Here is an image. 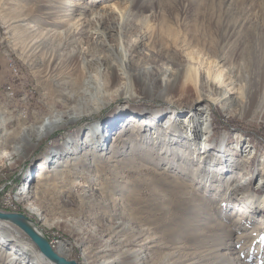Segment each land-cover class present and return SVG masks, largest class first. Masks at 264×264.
I'll list each match as a JSON object with an SVG mask.
<instances>
[{"label":"rangeland","instance_id":"obj_1","mask_svg":"<svg viewBox=\"0 0 264 264\" xmlns=\"http://www.w3.org/2000/svg\"><path fill=\"white\" fill-rule=\"evenodd\" d=\"M136 1L138 9L146 10L129 15L131 0H0V111L11 131L7 143L55 111L79 114L0 166V209L25 213L55 249L61 242L70 246L63 256L79 264L112 259L116 264H264V110L249 100L254 89L264 96V0ZM45 6L49 9L42 14ZM119 8L127 11L123 29L118 27ZM88 14L95 22L110 14L111 28L94 26L89 40L94 55L84 45L98 78L80 91L73 84L76 73L66 65L60 68L71 77L61 71L45 75L41 59L59 46L63 34L50 41L36 28L47 19L80 16L83 21ZM21 15L28 21L22 22ZM124 28L129 48L137 37L148 42L143 51L159 50L158 73L149 61L137 64L139 54L118 42L120 33L126 35ZM62 52L63 57L69 54ZM10 57L18 64V76L6 67ZM102 58L116 70L114 84H109ZM178 68H187L183 81L176 77ZM211 82L227 92L223 105L212 101ZM6 83L15 92L9 101L2 94ZM126 90L129 94H121ZM100 99L107 104L101 106ZM201 103L210 110L208 160L216 164L211 159L222 154L229 167L224 173L207 170L210 164L197 157L204 149L189 145L185 131L175 136L157 130L170 112L184 117ZM25 110L26 118L20 117ZM132 114L138 122H128L125 130ZM145 116H158V126L141 128ZM96 124L109 129L108 142L123 130L130 137L124 151L108 148L95 167L85 170L69 162L55 170L48 163L50 171L29 195L42 215L31 212L24 204L29 200L18 197L39 162L65 140L79 134L85 139ZM12 144L0 145V153L12 150ZM247 146L246 155L242 149ZM89 149L98 151L96 143H81L79 155ZM19 175L21 181L11 180ZM213 175L221 177L222 185ZM231 176L237 187L226 184Z\"/></svg>","mask_w":264,"mask_h":264},{"label":"bare ground","instance_id":"obj_2","mask_svg":"<svg viewBox=\"0 0 264 264\" xmlns=\"http://www.w3.org/2000/svg\"><path fill=\"white\" fill-rule=\"evenodd\" d=\"M49 1H50L49 4H52V3L57 2L58 0H49ZM131 3H132V9L130 10L131 13L129 15L137 14V12L146 10V8L144 10L138 9L139 5L137 4L136 0H131ZM48 6H45L42 8L41 10L42 14H47V10L49 9ZM59 6L61 5L59 4ZM148 7H152V6H148ZM119 12H120V17H121V23L120 21L118 22L119 23L118 27L120 26L119 29H123V25H125L128 22V17L125 18V13L127 11H124L119 8ZM21 16L19 17L21 18ZM25 17H27V15ZM25 17L23 18L22 16V18L21 19L19 18V19L21 21L27 20L28 18H25ZM88 17L85 16L83 21H81L80 16H71L66 21H63L62 17L58 18L57 19L58 21L57 20L54 21V20H50L46 18L47 20L44 21V24L42 26L37 25L38 26L37 28L36 26H30V28H33V27H35L36 29L40 28L41 32L44 30L43 34H45L47 36L46 39L50 41H52L54 37L56 38V36H58L59 34H63L62 35L63 37L61 38V42L59 43V46L57 48H54L50 52L46 53L45 57L41 59V62L45 64V69H46L45 75L47 77H50L51 74L56 73V71H61L60 73L63 74L61 76H67V75L70 76V72H72L73 74L76 73L75 78H73L75 80V81L73 80L74 81L73 84L75 83L74 87L80 88V91L82 87L84 88L91 87L92 84H95V82L93 83V80L96 81V78H98L97 73L93 75L90 70L91 65L89 66L88 64L89 63L88 56L86 54V50L83 49L84 45H87V49H88L87 52L91 53V55H94L95 54L94 50L89 44L90 36L92 34V30L94 26H96V24H100L101 27H103L105 31L107 30L110 31V28H111L109 27V23H108V21L112 18L110 14L109 16L106 15L105 17H101V19L96 22L94 20H91L90 18L91 14H88ZM74 20L75 21L78 20V21L75 22ZM79 21L81 22L79 23ZM52 23L54 24L56 23L57 27L55 28L52 27L51 26ZM28 24L29 23H26L23 25L28 26ZM30 28L28 30H30ZM124 31L126 35L122 36L120 33V38H118V42L119 43L124 42L127 44V42L130 41V39L127 36V31L125 30V28H124ZM101 32L103 34V31ZM81 44H83L82 47H81ZM129 44L130 43H128L126 46L128 47V50L131 53L135 52L139 54L140 63L138 61L133 60L134 63L138 62L137 64H141V63H144V62L146 63L149 61L153 65L154 71L156 73L160 71L158 67L159 65H161L160 63H158L160 60L159 50L155 51L149 48V52L143 51L144 46L145 48H148L147 46L148 42L146 43L142 41L141 38L138 39L137 37L135 39H132L131 48H129ZM65 50H67L69 54L65 53L66 54L65 57H63L62 53L64 52L62 51H65ZM109 61L107 59L102 60L103 64L105 65V70L107 68V73L105 75L107 74L109 75V78H108L109 84L110 83L114 84L115 83L114 75H115L116 70L110 65ZM118 61H120V63L123 62V59H121V55L119 54H118ZM6 63H7V66H14V72H16L19 75L18 64H16V62L13 61V57H10V59L6 60ZM61 65H66L67 69L70 72H67L65 74L63 68H60ZM176 70H177L176 77L178 78V81L180 80L183 81V76L187 68L185 69V71L184 69H180V68ZM129 80H130L129 83L131 82L132 84L131 78ZM106 83H108V81ZM218 88H220V83L218 86L212 84V82L210 84L209 83L207 84L208 92L211 95L213 94L216 95V96L215 95L212 96V101L214 103H219L223 105L224 101L228 99L227 92L222 89L219 90ZM84 90L86 91L87 89H84ZM119 90L120 89L118 87L115 91L118 92ZM128 92L129 91L126 90L122 92L121 94H124V93L129 94ZM249 94H250L249 100H251L252 105L256 107L262 105L260 108L264 110V96L262 95L260 89H254L250 91ZM200 97H201V94L199 95L198 100L201 99ZM70 98L71 99L74 98V95H70ZM99 98L100 97L98 96V99ZM99 101H100L101 106H104L107 104V101L104 102V101H101V99ZM78 116L79 114H76L75 112L63 113V112L55 111L53 114L42 118L40 121L33 123L32 125L26 126L22 130L20 135L18 136L15 135L16 137H14V140L12 141L13 144H12V143H7L6 141V135L10 133L11 131H8L7 129L8 121L4 123L5 120L3 119V112L0 111V119L2 121L1 128L3 130V133L0 134V145L3 144L7 146V145L12 144L11 146L12 150L4 149L0 153V160H1L0 166H2L5 162H8L11 159L13 160L14 153L16 154L19 153L21 149H24L25 145H30V144L35 145L37 142L35 139L40 140L44 138L45 136L51 135L53 132L57 130V128L64 127L70 121H74L76 118H78ZM136 116L137 115H133V114L128 116L129 120L127 121L126 124H123V126L125 127L124 128L125 130L128 129L127 127L128 122H138L137 121L138 118ZM24 118H26V116ZM155 118H158V116H155V117L145 116L141 118L140 127L141 128L144 127V129H147V130L152 129L151 126L157 125L159 123V122L154 121ZM161 125L162 126H159L157 130L163 129L165 131H170V132H173L175 136L176 135L180 136L176 134L177 132L179 133V132L185 131L186 133L185 139L189 141V145L191 146L199 145L198 147L199 149L200 148L204 149L203 151L197 152L196 148L195 147L193 148V150H195L194 153L197 152L198 160L201 161V163L203 159L208 162L207 164H210V167L207 169L208 171L218 170L219 172L224 173L226 170H228L229 168L228 164L223 162L222 154L217 156V158L213 157V159H211V161H215L216 164L211 165L210 161L208 160V158H211L210 154L206 152L207 151L206 148L209 144L210 136H211L210 135L211 120H210V110H209L208 104H202V103L199 104V106H197L195 109H193L188 114L184 115V117L178 116V115L176 116L174 115L173 112H170L169 117L166 119L165 123H162ZM98 128L99 130L95 131ZM108 131L109 129L107 127L105 128L102 124H96L90 127V129L86 133L87 136L85 139H82V137L80 136L81 134H79L77 137L76 136L71 137L65 140L59 146L53 148V152L48 154L47 157L44 158L42 161H40L39 164L37 165L35 176L30 175L28 177L30 178V181L29 183L28 181L26 182V187H24V189L20 192V196L18 198L22 201L29 200L28 202H25L24 204L26 203L29 204L28 208L31 210V212L36 211L40 213L38 206L34 202L31 201V199L29 198V195H30V191H33V192L35 191L38 182L44 179L47 173L50 171L48 169L51 168L52 165L50 166V164L48 163H53V166H54L53 169L55 168V170H57L56 167L64 166L68 162L70 164L75 165L77 169L79 167L80 170L82 169L85 170L88 168L95 167L97 163L100 162L101 158L106 154V150L108 148L114 151H117L119 150V148H122L124 151V148L128 144L127 140L130 139V137H127L126 134L123 135V130H122L120 134L117 133L114 135L111 142H108V139H107ZM143 137L146 138V135H144ZM85 142L96 143V148L98 151L94 152V150L89 149L87 153L83 154V157L82 155H79L80 154L79 147H81V143H85ZM200 144H201V147H200ZM247 148L248 146L243 147L242 149L246 155L249 154V151H250ZM70 153L72 154L69 156L68 154ZM90 156L92 157L91 159H90ZM109 159L111 158L109 157ZM225 161H227V159H225ZM211 177L215 181H220L219 184L222 185L221 177L218 178V177H215L214 175ZM242 179H246V178L243 177ZM234 180H235V176H231V178L229 177L226 179V184L229 187L231 186L237 187L236 186L237 183H235ZM261 182H262V178L259 184ZM40 215H42V212L40 213ZM117 228L122 229V226L118 224ZM69 251H71V247L68 246L66 243L61 242L59 244L57 252L60 255L62 256L66 255ZM4 262L5 264H56L53 261L49 260L47 257H45L41 253L38 246L29 238V236L26 234V232L22 228H20L19 226L11 222L0 220V264H3ZM115 262H117V259L108 260V264H116Z\"/></svg>","mask_w":264,"mask_h":264},{"label":"water","instance_id":"obj_3","mask_svg":"<svg viewBox=\"0 0 264 264\" xmlns=\"http://www.w3.org/2000/svg\"><path fill=\"white\" fill-rule=\"evenodd\" d=\"M0 220L11 222L22 228L29 238L38 246L41 253L54 263L79 264L76 259H68L60 255L36 222L25 213L0 209Z\"/></svg>","mask_w":264,"mask_h":264},{"label":"built area","instance_id":"obj_4","mask_svg":"<svg viewBox=\"0 0 264 264\" xmlns=\"http://www.w3.org/2000/svg\"><path fill=\"white\" fill-rule=\"evenodd\" d=\"M7 69L9 70L10 74L13 76H18V74L16 72H14V66H6ZM13 85L10 83H6V85L3 86V93L5 94L8 101L13 99L15 97V92L13 90ZM26 96V95H25ZM27 115V110L24 111L23 114H20V117L24 118ZM6 185V184H5ZM4 188H0V192L3 190ZM53 243V242H52Z\"/></svg>","mask_w":264,"mask_h":264},{"label":"trees","instance_id":"obj_5","mask_svg":"<svg viewBox=\"0 0 264 264\" xmlns=\"http://www.w3.org/2000/svg\"><path fill=\"white\" fill-rule=\"evenodd\" d=\"M17 179L21 181V176H20V175H19V177H18V176H16V178H14V179H11V180H13V181L15 180V181H16ZM5 188H6V187H5Z\"/></svg>","mask_w":264,"mask_h":264}]
</instances>
